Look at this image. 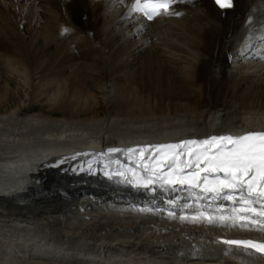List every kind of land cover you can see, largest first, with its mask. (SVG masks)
Masks as SVG:
<instances>
[{
  "label": "bare ground",
  "instance_id": "1",
  "mask_svg": "<svg viewBox=\"0 0 264 264\" xmlns=\"http://www.w3.org/2000/svg\"><path fill=\"white\" fill-rule=\"evenodd\" d=\"M116 1L0 0V44L12 43L21 51L20 59L6 61L9 78L23 80L22 93L9 82L0 94V215L43 216L44 225L68 214L84 218L116 210L136 218L133 214L142 212L177 220L163 221L160 227L166 229L177 228L178 222L193 224L187 226L193 236L207 228L217 249L231 247L226 240L264 242V231L256 227L181 219L178 212L185 209L169 216L162 195L150 196L118 179L70 173L82 156L123 155L126 141L180 143L264 132V94L256 93L264 88V61L258 59L264 52L256 42L264 25V0H232L227 9L215 0H179L182 12L161 14L141 26L120 21L127 13ZM81 34L110 59L100 57L101 64L92 69L81 65L71 47L80 43ZM140 55L137 64L125 60ZM58 71L61 76L52 77ZM35 103L43 109H33ZM99 145L102 149H93ZM29 169H34L32 180ZM29 181L30 191L24 190ZM222 213L228 215V209ZM140 221L102 223L97 229L155 238ZM10 235L9 243L0 235V264H12ZM170 246L161 242L152 248L164 252ZM236 247L240 253H221L238 255L236 263L226 264H264V253ZM250 253L253 260L242 258Z\"/></svg>",
  "mask_w": 264,
  "mask_h": 264
},
{
  "label": "snow or ice",
  "instance_id": "2",
  "mask_svg": "<svg viewBox=\"0 0 264 264\" xmlns=\"http://www.w3.org/2000/svg\"><path fill=\"white\" fill-rule=\"evenodd\" d=\"M179 0H134L132 11L142 14L148 20L169 13V5ZM222 9L231 8L232 0H215ZM155 150L161 157L158 162L143 163L145 153ZM109 152L121 151L109 149ZM135 153L137 167H125L115 175L136 188L176 191L185 188L193 204L183 203L182 197L169 199L174 207L191 208L195 203L211 199L215 204L229 201L232 207L228 215H209L201 205L198 216L193 220L206 219L212 222H230L240 227H256L264 231V132H249L242 135L211 136L203 140H185L176 144L147 146L142 149H127ZM183 157V159H182ZM167 169V171H166ZM91 170V168L89 169ZM110 179L112 174L105 171ZM218 211H221L218 209ZM169 216H175L169 211ZM189 217H181L186 219ZM229 246L242 247L264 253V242L254 240H226Z\"/></svg>",
  "mask_w": 264,
  "mask_h": 264
},
{
  "label": "rangeland",
  "instance_id": "3",
  "mask_svg": "<svg viewBox=\"0 0 264 264\" xmlns=\"http://www.w3.org/2000/svg\"><path fill=\"white\" fill-rule=\"evenodd\" d=\"M79 40H80L79 44L75 45L76 43L75 44L71 43L72 45L71 47L73 48V54L76 55V59L81 65L82 64L90 65L89 68L92 69L94 66L101 64L100 57L104 59L105 58L110 59L109 55L107 54L108 52H106V50H103L101 52L100 51L98 52V50H93L90 47L91 45L86 43L87 38L85 34H81V37L79 38ZM11 45L12 43H10L9 46L8 45L6 46V44H2V45L0 44V94L4 93L3 91L7 89L6 85L9 82H10L9 87L12 90L22 93V85H23L22 81L23 80L16 79L14 77L9 78L10 77L9 70L6 67L7 66L6 61L9 58L10 59L11 58L20 59L19 56L21 55V51L16 50V48H14V46H11ZM142 57L143 56L140 55L138 56V58L134 60H130V58L128 59V57H125V60L128 62L135 61L133 63L137 64L142 60L141 59ZM60 74L61 73H59L58 71V72L52 73L51 75L52 77H59L61 76ZM260 89H262L263 91H258L256 93L262 96V94H264V88H260ZM99 95L101 98L102 94L99 93ZM34 108H36V110L39 111L43 109V105L35 103V105L33 106V109ZM100 110L104 112L107 111L106 105L104 103L101 104ZM39 194H36V195H39ZM17 214L13 215L11 219L9 217L5 218L4 215L3 216L0 215V235H2V237L4 238L3 239L4 242L7 240V242L9 243V240L6 238L9 234H11L12 236L11 235L10 236L13 237V240H12L13 245H15V243H19L20 241L21 242L23 241V243H26L27 242L26 237H27L28 240H30L29 243L31 244H35L36 241L40 242V240L41 241L44 240V241H47V243L43 241L45 243V246L49 247L50 245V248H52L50 244L52 243L53 245H56L54 247L55 248L54 250H56L57 244H55L54 242H57L61 251H69L72 255H76L77 253H82V252L86 253V252L94 251V255L99 258V261L97 262V264H103L105 260H108L110 257H114L116 255L119 258H125V259L132 258L133 259L132 261L135 264H143L146 258H155V257L158 260H162L164 264H171V263L173 264H199V263H202L203 261L202 258L198 256V254L201 253L202 250L199 253H196L197 256H191V254L194 252L186 254L184 253L186 250L183 249L184 252L181 253V251H179L181 250L180 249L181 246L179 245H182V244L184 245V243L188 244L189 240L194 241V243L189 242L188 244L189 247L192 246L191 249H194L196 247L195 243L199 244L202 241L213 242L212 240H210L211 238L210 234H213V233L212 231H209V230L207 231L206 230L207 228L203 229L202 230L203 232L201 231L202 233L198 234L199 236L198 235L193 236V235L188 234L189 230L187 228V226H192L193 224L178 222L180 226L178 225L177 228L166 229L160 226L165 224V222L175 224L177 220H172L171 222L169 218L162 217L161 215H154V214L151 215V214L142 213V212L137 213V214L134 213L133 215L139 216L136 218H134L133 216L131 217L128 216V214L131 215L130 211H127L125 212V214H123V215L127 214L128 216L127 217V216H123L122 213H120L119 211L117 212L116 210H114L113 213L110 212L108 214H103V215L100 214L97 216L84 217V218H81L79 216L77 217L76 215L74 216V215L68 214L62 217V220H59V217L57 216L58 218L54 219L51 222V224H44V225L43 223L45 222H43V216L26 218L20 214L19 215ZM14 216L16 217L14 218ZM36 218L38 219L36 220ZM79 218L81 221L79 220ZM136 220H141L148 224L147 227L150 228V230L152 231V234L154 233L153 235L155 236V238H152L153 240L150 239L148 241L147 239L141 237V234L135 235L132 232H126L125 229L121 230L120 232H114L111 234L108 233L106 229L104 230L97 229L98 224H102V223L116 222L117 224L128 225L130 221L133 222ZM163 221L165 222L163 223ZM159 227L162 230H160ZM202 227H206V226H202ZM182 230H185V231L183 232ZM30 232H32L33 234L31 235ZM187 237H190V238L188 240H185ZM161 242L165 244H170L171 245L170 247H172L170 248L171 250L162 249V251L163 250L165 251L159 252L153 249L154 245L159 244ZM26 244H28V242ZM213 244L216 246L215 242H213ZM29 247L30 245L26 247L27 250L24 252H22L18 247L19 251L16 253L15 258L13 257L14 261H12V263L13 264H46L39 260L33 259L32 256H35V255H32L31 250H29L30 249ZM176 247H179V248H176ZM182 254L183 255L185 254L186 256L185 255L183 256ZM4 256H5V253H4ZM224 256H229V254L227 253L219 254L216 258L214 256V261H219V259ZM118 261L113 260L112 262L115 264H120V262ZM146 261L145 263H147ZM55 264H58V262Z\"/></svg>",
  "mask_w": 264,
  "mask_h": 264
}]
</instances>
